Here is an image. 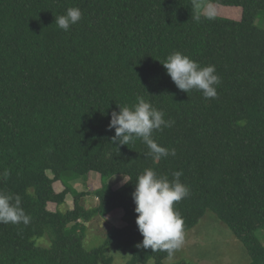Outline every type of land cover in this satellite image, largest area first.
<instances>
[{
    "label": "trees",
    "instance_id": "1",
    "mask_svg": "<svg viewBox=\"0 0 264 264\" xmlns=\"http://www.w3.org/2000/svg\"><path fill=\"white\" fill-rule=\"evenodd\" d=\"M202 1L241 8L242 18L203 14ZM71 7L83 19L65 32L55 17ZM263 12L264 0H0V191L19 195L31 217L0 224V264H114L111 249L130 254L127 264H165L167 252L136 247L143 237L132 193L148 168L170 180L183 172L191 195L175 207L185 233L212 211L250 264H264ZM176 51L215 65L217 98L177 88L161 64ZM137 96L175 121L154 133L176 150L158 165L141 140L119 150L110 143L111 112ZM67 172L101 175L97 207L87 210L83 193L60 210L72 190L57 193L54 184ZM121 175L129 183L116 190L104 183ZM120 209L126 226L85 249V223ZM44 236L49 248L37 245Z\"/></svg>",
    "mask_w": 264,
    "mask_h": 264
},
{
    "label": "clouds",
    "instance_id": "2",
    "mask_svg": "<svg viewBox=\"0 0 264 264\" xmlns=\"http://www.w3.org/2000/svg\"><path fill=\"white\" fill-rule=\"evenodd\" d=\"M83 19V13L78 7H71L66 13L55 17V24L65 32ZM161 63V62H160ZM167 75L182 92L201 91L203 97L214 99L218 97L217 88L222 83L215 65L201 66L188 55L176 51L161 63ZM118 106V105H117ZM119 111L111 112L108 131L115 130L111 144L118 150L141 140L149 149L147 156L158 165L162 159L175 156L176 150L161 146L154 139L155 132H162L174 125V120H166L165 113L158 110L143 96H137L136 103L131 106H118ZM107 153L106 157L110 158ZM182 171L173 173L170 180L160 175L153 168L145 169L135 182L132 199L136 205V224L143 237L136 247L151 249L154 253L165 251L170 260L175 251L180 249L185 239V221L175 205L191 195L189 186L181 182ZM3 176L6 178L8 172ZM122 176V175H121ZM123 184L127 179L122 176ZM19 195L0 191V224H29L31 217L21 206Z\"/></svg>",
    "mask_w": 264,
    "mask_h": 264
},
{
    "label": "rangeland",
    "instance_id": "3",
    "mask_svg": "<svg viewBox=\"0 0 264 264\" xmlns=\"http://www.w3.org/2000/svg\"><path fill=\"white\" fill-rule=\"evenodd\" d=\"M199 11L206 15L221 18H228L239 21L242 18V9L238 7H228L202 1ZM257 25L264 28V12L257 19ZM52 178L53 174L48 172ZM128 180V178H126ZM122 176H114L104 183L111 186L114 190L120 188ZM69 185L72 193L67 196L66 205L60 210L66 212L74 208L75 194H85L82 198V205L87 210H92L99 204V199L95 192L102 188V178L98 173H90L87 176H77L73 172L64 174L62 181L54 184L57 193L65 190ZM48 208L56 212L57 205L50 203ZM124 212L122 209L116 210L106 217H96L90 222H83L87 227L84 247L93 250L104 244L106 234L112 227L123 228L126 222L123 220ZM260 240L264 243V231L260 234ZM37 245L42 248L51 246V238L44 236L37 238ZM143 249V248H139ZM109 255L113 257L114 264H127L131 258L130 254L111 249ZM165 264H250L251 258L243 243L235 237L230 228L221 222L212 211H208L200 223L192 230L185 233L184 243L180 249L176 250L173 257L164 261ZM150 264H154L151 261Z\"/></svg>",
    "mask_w": 264,
    "mask_h": 264
}]
</instances>
